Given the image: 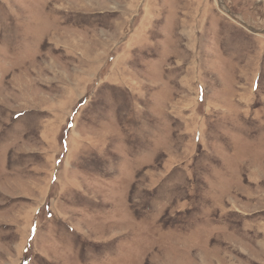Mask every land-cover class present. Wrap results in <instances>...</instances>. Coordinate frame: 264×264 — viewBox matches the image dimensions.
Segmentation results:
<instances>
[{"label":"rangeland","instance_id":"374dc122","mask_svg":"<svg viewBox=\"0 0 264 264\" xmlns=\"http://www.w3.org/2000/svg\"><path fill=\"white\" fill-rule=\"evenodd\" d=\"M0 264H264V0H0Z\"/></svg>","mask_w":264,"mask_h":264}]
</instances>
